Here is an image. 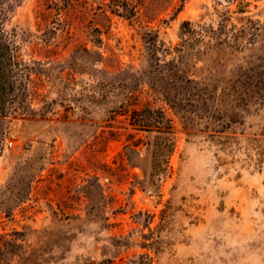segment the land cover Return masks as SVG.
I'll return each instance as SVG.
<instances>
[{
	"label": "rangeland",
	"instance_id": "rangeland-1",
	"mask_svg": "<svg viewBox=\"0 0 264 264\" xmlns=\"http://www.w3.org/2000/svg\"><path fill=\"white\" fill-rule=\"evenodd\" d=\"M0 264H264V0H0Z\"/></svg>",
	"mask_w": 264,
	"mask_h": 264
},
{
	"label": "built area",
	"instance_id": "built-area-1",
	"mask_svg": "<svg viewBox=\"0 0 264 264\" xmlns=\"http://www.w3.org/2000/svg\"><path fill=\"white\" fill-rule=\"evenodd\" d=\"M10 145H12V142H10Z\"/></svg>",
	"mask_w": 264,
	"mask_h": 264
},
{
	"label": "trees",
	"instance_id": "trees-1",
	"mask_svg": "<svg viewBox=\"0 0 264 264\" xmlns=\"http://www.w3.org/2000/svg\"><path fill=\"white\" fill-rule=\"evenodd\" d=\"M136 111V110H135Z\"/></svg>",
	"mask_w": 264,
	"mask_h": 264
}]
</instances>
